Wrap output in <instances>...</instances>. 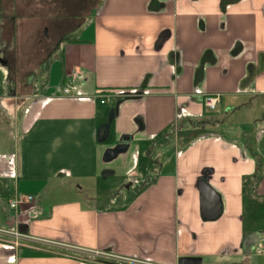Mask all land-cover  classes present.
<instances>
[{"label":"crops","instance_id":"crops-1","mask_svg":"<svg viewBox=\"0 0 264 264\" xmlns=\"http://www.w3.org/2000/svg\"><path fill=\"white\" fill-rule=\"evenodd\" d=\"M0 60V229L48 241L0 235V264H113L52 242L154 264L264 254L244 210L264 202V0H0ZM109 177L120 200L93 188Z\"/></svg>","mask_w":264,"mask_h":264},{"label":"built area","instance_id":"built-area-1","mask_svg":"<svg viewBox=\"0 0 264 264\" xmlns=\"http://www.w3.org/2000/svg\"><path fill=\"white\" fill-rule=\"evenodd\" d=\"M76 77L77 75L75 72L71 74L72 79H75ZM64 92L68 93V89L65 88ZM105 102L106 101L104 99L100 101L101 104ZM219 102H220V97L218 95H206L203 98L204 107L208 112L214 111L217 108V105L219 104ZM33 200L34 198L30 195H20L10 200L8 202V207L14 208L23 203L32 202ZM0 235L4 237H9L11 239L12 244L15 246H18L21 243V241H36L39 243H48V241L41 240V239H34L33 237H29L26 234H22L16 229L15 230L0 229ZM51 244H54L55 246L62 248V249H70V250H75V251L84 253L100 262L107 261L113 264H154L150 262L148 259L137 258L134 256H128V255H118L113 252L106 253V252H101V251H96V250H87V249L80 248L77 245L66 243V242H52ZM263 250L264 248L263 249L258 248L256 251L260 253Z\"/></svg>","mask_w":264,"mask_h":264},{"label":"rangeland","instance_id":"rangeland-1","mask_svg":"<svg viewBox=\"0 0 264 264\" xmlns=\"http://www.w3.org/2000/svg\"><path fill=\"white\" fill-rule=\"evenodd\" d=\"M216 111V110H215ZM92 184V183H90ZM122 178L120 177H109L105 182L100 181L99 186L93 185L95 190H99V195L102 199H121L124 195ZM246 200L244 205L245 210V225L248 228H256L262 233L264 238V202L258 200L257 202L251 201L249 195L245 194ZM13 213V211L11 212ZM257 250V249H256ZM250 264H264V254L254 255L252 254L249 258Z\"/></svg>","mask_w":264,"mask_h":264},{"label":"water","instance_id":"water-1","mask_svg":"<svg viewBox=\"0 0 264 264\" xmlns=\"http://www.w3.org/2000/svg\"><path fill=\"white\" fill-rule=\"evenodd\" d=\"M206 196L213 199V203L211 206V210L209 211L208 217L205 216L204 205H203ZM200 203H201V213L203 214V216H205V218H214L220 211L219 199L217 195L212 190H210L203 181L201 182ZM18 231L20 233L26 234L27 233L26 225L20 224L18 226ZM178 264H201V259L198 257H183L178 260Z\"/></svg>","mask_w":264,"mask_h":264},{"label":"flooded vegetation","instance_id":"flooded-vegetation-1","mask_svg":"<svg viewBox=\"0 0 264 264\" xmlns=\"http://www.w3.org/2000/svg\"><path fill=\"white\" fill-rule=\"evenodd\" d=\"M0 61H2V60H0Z\"/></svg>","mask_w":264,"mask_h":264}]
</instances>
